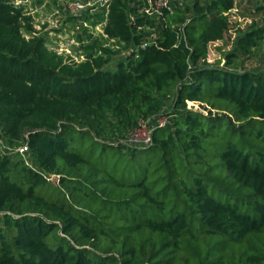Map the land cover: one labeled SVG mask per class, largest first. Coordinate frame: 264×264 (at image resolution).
Listing matches in <instances>:
<instances>
[{"label":"trees","instance_id":"1","mask_svg":"<svg viewBox=\"0 0 264 264\" xmlns=\"http://www.w3.org/2000/svg\"><path fill=\"white\" fill-rule=\"evenodd\" d=\"M132 1L98 12L106 40L138 46L107 68L116 50L87 28L75 61L0 0V137L30 158L0 150V264H264V70L205 63L235 0L162 7L160 22ZM166 100L172 124L150 143L110 140Z\"/></svg>","mask_w":264,"mask_h":264},{"label":"rangeland","instance_id":"2","mask_svg":"<svg viewBox=\"0 0 264 264\" xmlns=\"http://www.w3.org/2000/svg\"><path fill=\"white\" fill-rule=\"evenodd\" d=\"M17 5L24 4L27 13L32 15V25L37 33L42 34L48 46L54 48L58 53L71 57L75 61L83 59V45L80 44L78 36H84L83 29L91 31L93 37H99L104 46H110L114 53L107 68H113L119 60H128L138 49L134 44H117L106 40L103 33V22L98 20V12L105 6V0H12ZM133 0L132 6H141L139 11L148 16H154L156 22L162 21L160 6L157 0ZM194 0H167L168 4L174 8L178 7L187 10L191 9ZM203 1V0H200ZM159 9V12L156 11ZM148 10V11H147ZM189 14V13H187ZM89 18L90 20L86 19ZM229 25L223 38L218 41L208 43L206 62L217 64L228 70L242 71H263L264 70V0H235L234 7L228 11ZM256 30L257 36L254 44H245L246 34ZM143 44L151 43L155 38V28L151 25L143 27ZM85 39V38H83ZM119 47V49H116ZM229 54H233L229 57ZM199 64H204L201 60ZM188 107L199 108V104L187 101ZM174 108L172 102L166 100L164 107L152 117L138 119L134 128L126 129L120 126L121 133H111L110 140L115 143L141 144L146 131L142 130L140 135L134 134L138 131L141 122L152 123L156 118L166 119L168 125L172 124L170 112ZM155 117V118H154ZM153 118V119H152ZM117 125L118 121H113ZM119 126V125H117ZM135 130V131H134ZM117 132V131H116ZM1 133V132H0ZM20 145L9 144L0 137V150L9 153L13 157L22 156L16 151ZM97 154L102 159L107 158V165H111V151L107 150L102 155L103 146L96 144ZM147 153V152H145ZM145 154V158H146ZM25 156V155H24ZM144 157V156H143ZM25 158L30 159L28 155ZM123 158V157H121ZM55 178V176H52ZM2 213L0 212V215Z\"/></svg>","mask_w":264,"mask_h":264},{"label":"built area","instance_id":"3","mask_svg":"<svg viewBox=\"0 0 264 264\" xmlns=\"http://www.w3.org/2000/svg\"><path fill=\"white\" fill-rule=\"evenodd\" d=\"M110 0H105V6L106 7V4L109 2ZM156 1V0H154ZM158 2L161 3V6H160V9L162 7H166L168 9L171 8V6L168 4L167 0H157ZM148 11V10H147ZM157 12H159V9H156ZM155 118V117H154ZM153 119V118H152ZM151 121L152 123H147V122H141L139 127H138V131L134 132V134H138L140 135L141 131L142 130H145V127H146V131L143 132L144 133V140L140 141L141 144H147V143H150L151 142V136H152V132H153V129L158 126V125H165L167 124V120L166 119H162V118H156L155 121L153 120H148V122ZM135 131V130H134ZM16 151L21 153V155L23 157H25L26 155H28V146L26 143H22L20 144V146H18L16 148ZM25 155V156H24Z\"/></svg>","mask_w":264,"mask_h":264}]
</instances>
